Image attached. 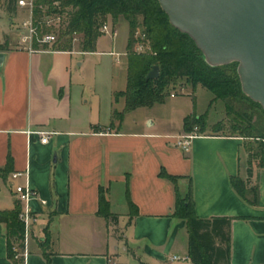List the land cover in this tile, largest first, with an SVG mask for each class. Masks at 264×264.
Listing matches in <instances>:
<instances>
[{
  "label": "crops",
  "instance_id": "obj_1",
  "mask_svg": "<svg viewBox=\"0 0 264 264\" xmlns=\"http://www.w3.org/2000/svg\"><path fill=\"white\" fill-rule=\"evenodd\" d=\"M12 38L5 33L0 43ZM3 52L0 210L15 207L12 174L18 171L28 173L30 185L48 204L32 203L41 217L25 258H10L6 225L0 223V264H195L187 222L174 216L175 185L162 171L179 177L182 195L192 185L199 217H233L230 264H264V168L254 164L249 175L247 138L215 132L205 120V131L186 152L175 143L185 128L163 132L116 126L117 104L123 99L117 100L116 93L126 87L112 93L108 103L86 91L80 56L97 48L30 52L9 44ZM125 70L127 76L126 61ZM38 131L50 133L47 143ZM8 166L9 172L3 170ZM234 176L246 181L247 198L251 188L257 190L256 204L238 193ZM16 180L22 184L26 178ZM1 184L9 187L7 196ZM101 188L112 215L107 218L99 213ZM115 193L126 198L124 212L116 210ZM131 204L138 213H132Z\"/></svg>",
  "mask_w": 264,
  "mask_h": 264
},
{
  "label": "trees",
  "instance_id": "obj_2",
  "mask_svg": "<svg viewBox=\"0 0 264 264\" xmlns=\"http://www.w3.org/2000/svg\"><path fill=\"white\" fill-rule=\"evenodd\" d=\"M9 11H16V0H7ZM47 14H58L61 21L58 27L57 40L44 48L71 51L75 48V39L78 40L79 50L94 52L97 41L102 36L101 27L110 17L112 26L117 25L120 17L129 23V39L127 43V85L124 90L116 93V99L125 100L123 112L116 111L120 116L124 112L138 107H150L155 103L163 102L171 90L176 89L181 81L210 89L216 99L226 102L227 113L235 107L229 102L231 98L251 101L263 109L260 103L253 101L242 92L241 81L237 73L238 63L212 67L204 60L201 50L194 40L186 33L174 27L166 12L162 9L159 0H61L59 7L47 11ZM43 16L41 9H36V18ZM141 29L146 35L150 49L139 53L134 50V36ZM48 31L46 26L42 29ZM38 47V44H35ZM9 49V41L0 43V52ZM160 68V76L147 80L148 73L154 66ZM236 66L235 78H230L221 72L224 68ZM264 110V109H263ZM249 119V118H248ZM205 118L202 115H189L184 120L187 132L198 126V132L206 129ZM247 130L253 134H243L245 138H254L264 142V130L254 126L249 119ZM225 122L214 125V131L222 130ZM260 128V129H259ZM252 145L250 146L249 175H252L254 164L264 168V143L255 161L251 159ZM9 172L10 167L3 169ZM161 175L170 179L176 188V204L174 216L185 219L189 231V255L195 264H230L231 253V224L233 217L214 216L199 217L195 212L192 185L186 195L179 192L177 180L179 177L162 171ZM232 185L244 199L251 203L258 202V193L251 188V198H247L246 181L240 177H232ZM132 205V213H138V208ZM109 202L103 188L99 193V213L104 217L112 216L109 211ZM21 206L16 201L12 210H0V223L6 225L8 250L11 259L15 258L14 246L20 242L24 234V224L19 218Z\"/></svg>",
  "mask_w": 264,
  "mask_h": 264
},
{
  "label": "rangeland",
  "instance_id": "obj_3",
  "mask_svg": "<svg viewBox=\"0 0 264 264\" xmlns=\"http://www.w3.org/2000/svg\"><path fill=\"white\" fill-rule=\"evenodd\" d=\"M7 0H0V41L4 34L13 36L12 46L19 45L21 36L20 21L26 15L24 12L9 11ZM17 10V9H16ZM108 23L112 25L109 17ZM117 36L114 38L112 32L103 33L100 36L96 53L81 55L80 61L85 59L84 78L88 82L86 91L89 95L96 98L106 99L107 103L112 98V93L126 87L127 76L125 70V61L127 63V43L129 39V23L123 17H120L117 25ZM58 35V30L56 31ZM134 50L142 53L150 49V44L146 40V35L138 28L134 36ZM143 45V46H142ZM75 48L78 47V40L75 39ZM119 53L117 54H112ZM226 76L235 78L236 66L224 68ZM91 87L93 90H91ZM87 99L85 97L84 101ZM235 107L234 111L227 113L226 102L223 99H216L214 92L198 85L194 88L191 84L181 81L176 89L171 90L163 102L155 103L150 107H138L132 111L124 112L120 116L114 117L116 126L127 130L152 129L163 132L180 131L184 128L183 118L187 114L202 115L214 129V124L220 121L225 122L222 128L223 133L233 134H253V130H247L249 119L256 127L264 130V110L251 101L244 99L231 98L229 100ZM119 112L125 108V100L121 99L117 104ZM94 115V123L98 124ZM249 118V119H248ZM156 121L153 126V121ZM86 122V120H85ZM259 128V129H260ZM249 145H252L251 159L255 161L260 151L262 140L248 138ZM19 181L13 180L16 185ZM2 192L7 191V184H1ZM7 196L8 194H4ZM118 212H124L127 209L126 198L123 195L116 194Z\"/></svg>",
  "mask_w": 264,
  "mask_h": 264
},
{
  "label": "water",
  "instance_id": "obj_4",
  "mask_svg": "<svg viewBox=\"0 0 264 264\" xmlns=\"http://www.w3.org/2000/svg\"><path fill=\"white\" fill-rule=\"evenodd\" d=\"M212 67L238 63L242 92L264 109V0H159ZM6 54L0 52V66ZM160 76L158 65L146 79Z\"/></svg>",
  "mask_w": 264,
  "mask_h": 264
},
{
  "label": "built area",
  "instance_id": "obj_5",
  "mask_svg": "<svg viewBox=\"0 0 264 264\" xmlns=\"http://www.w3.org/2000/svg\"><path fill=\"white\" fill-rule=\"evenodd\" d=\"M61 0H16V6L25 13V17L21 20V36L19 46L30 52H36L44 48V45H52L57 40V30L61 21V16L58 14H47L51 7H59ZM39 8L43 12V16L36 18V9ZM49 28L48 31L42 30L44 27ZM102 33L112 32L113 36L117 35V30L105 22L101 27ZM38 44V47L35 44ZM143 46V45H142ZM118 56L119 53H114ZM121 56V55H120ZM42 143H47L50 133L38 131ZM199 135L198 126L191 132L178 135L176 137V145L183 151H189L192 147L193 139ZM25 177L26 181L22 184L14 185V194L16 200L20 203L21 210L19 214L20 220L24 224L23 238L14 246L15 258H25L28 255L29 240L34 232L35 225L40 220V212L33 207V201L38 200L43 206L48 203L45 199L39 196V193L34 189L28 181V173L26 171H18L12 174L14 180ZM174 259H180L175 256Z\"/></svg>",
  "mask_w": 264,
  "mask_h": 264
}]
</instances>
